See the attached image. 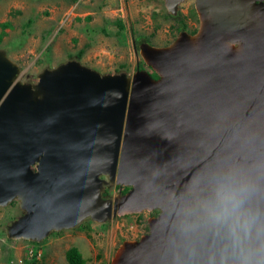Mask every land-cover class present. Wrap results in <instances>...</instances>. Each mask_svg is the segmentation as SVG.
Returning <instances> with one entry per match:
<instances>
[{
  "label": "water",
  "instance_id": "95a60500",
  "mask_svg": "<svg viewBox=\"0 0 264 264\" xmlns=\"http://www.w3.org/2000/svg\"><path fill=\"white\" fill-rule=\"evenodd\" d=\"M193 1L195 33L139 44L157 78L71 59L25 83L0 48V206L23 211L8 239L158 209L110 264H264L243 231L264 224V0Z\"/></svg>",
  "mask_w": 264,
  "mask_h": 264
},
{
  "label": "rangeland",
  "instance_id": "374dc122",
  "mask_svg": "<svg viewBox=\"0 0 264 264\" xmlns=\"http://www.w3.org/2000/svg\"><path fill=\"white\" fill-rule=\"evenodd\" d=\"M177 19L188 33L198 29L193 0L180 3L175 15L164 0H0V48L20 67L25 83H35L44 68L71 59L100 73L133 74L137 67L150 71L139 44L169 45L179 32ZM22 213L17 200L0 206V264H69L70 248L83 264H110L123 241L149 231L145 210L103 223L85 219L52 231L41 242L8 239L5 226Z\"/></svg>",
  "mask_w": 264,
  "mask_h": 264
},
{
  "label": "clouds",
  "instance_id": "9594fccd",
  "mask_svg": "<svg viewBox=\"0 0 264 264\" xmlns=\"http://www.w3.org/2000/svg\"><path fill=\"white\" fill-rule=\"evenodd\" d=\"M243 231L245 238L248 240L250 244L255 245L260 249H264V224H257L255 226L254 239L252 238V227L248 224V222L244 223ZM241 264H245V262L241 261Z\"/></svg>",
  "mask_w": 264,
  "mask_h": 264
},
{
  "label": "trees",
  "instance_id": "16d2710c",
  "mask_svg": "<svg viewBox=\"0 0 264 264\" xmlns=\"http://www.w3.org/2000/svg\"><path fill=\"white\" fill-rule=\"evenodd\" d=\"M177 23H179V26L177 27L178 31H182V30L186 29V25H185L183 20L177 19ZM0 40H1V36H0ZM81 55H82V51L77 54V57H80ZM149 72H150L152 77H154V78L157 77V75L151 69H150ZM34 243H36V242H34ZM66 259H67L69 264H83L84 263V261L82 260L80 254L74 248H70L66 252Z\"/></svg>",
  "mask_w": 264,
  "mask_h": 264
},
{
  "label": "flooded vegetation",
  "instance_id": "af4514ba",
  "mask_svg": "<svg viewBox=\"0 0 264 264\" xmlns=\"http://www.w3.org/2000/svg\"><path fill=\"white\" fill-rule=\"evenodd\" d=\"M197 30H195V31H193V32H191L192 34L193 33H195ZM157 78V77H156ZM185 126H187L188 127V125L187 124H184ZM116 187H118L117 188V193H114V191L116 190ZM131 187L130 186H122V188H121V190H119V186H117V185H107V186H105L104 187V190H103V192H102V196L103 197H111V196H114V195H116V194H118V193H125V192H127L129 189H130ZM158 213H159V210L158 209H155V210H153V211H151V212H149V215H150V217H152V216H157L158 215ZM149 217V218H150ZM148 218V219H149ZM148 219H147V223H148ZM148 228H149V223H148Z\"/></svg>",
  "mask_w": 264,
  "mask_h": 264
}]
</instances>
